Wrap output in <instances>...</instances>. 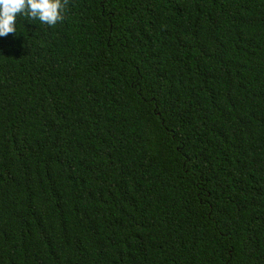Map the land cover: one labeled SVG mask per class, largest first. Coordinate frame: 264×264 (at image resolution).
I'll return each mask as SVG.
<instances>
[{
	"label": "trees",
	"instance_id": "1",
	"mask_svg": "<svg viewBox=\"0 0 264 264\" xmlns=\"http://www.w3.org/2000/svg\"><path fill=\"white\" fill-rule=\"evenodd\" d=\"M0 37V264H264V0H63Z\"/></svg>",
	"mask_w": 264,
	"mask_h": 264
},
{
	"label": "clouds",
	"instance_id": "2",
	"mask_svg": "<svg viewBox=\"0 0 264 264\" xmlns=\"http://www.w3.org/2000/svg\"><path fill=\"white\" fill-rule=\"evenodd\" d=\"M63 0H0V37L16 32L18 16L53 26L63 19Z\"/></svg>",
	"mask_w": 264,
	"mask_h": 264
}]
</instances>
